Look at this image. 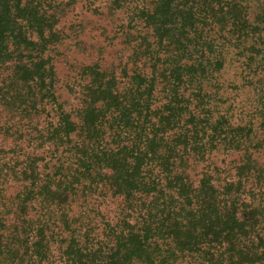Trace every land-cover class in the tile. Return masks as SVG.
<instances>
[{
  "label": "trees",
  "instance_id": "16d2710c",
  "mask_svg": "<svg viewBox=\"0 0 264 264\" xmlns=\"http://www.w3.org/2000/svg\"><path fill=\"white\" fill-rule=\"evenodd\" d=\"M98 1L0 0V264H264V0H106L67 109L60 15Z\"/></svg>",
  "mask_w": 264,
  "mask_h": 264
},
{
  "label": "rangeland",
  "instance_id": "374dc122",
  "mask_svg": "<svg viewBox=\"0 0 264 264\" xmlns=\"http://www.w3.org/2000/svg\"><path fill=\"white\" fill-rule=\"evenodd\" d=\"M96 6L99 8L98 11L91 13L94 11L93 7H90L89 10L86 3L78 2L71 7H64L65 10L60 15L58 27L67 34V37L59 46L55 67L60 101L65 104L67 109L70 106L75 107L80 97L77 94L78 87L76 88V84L73 83L77 79L79 69L92 61H98L96 58L99 47L108 46L109 41H104L105 34L101 35L102 30L108 33L114 29L117 23H123L124 15L122 13H118L112 18L107 15L106 0H99ZM113 22L115 23L113 24ZM111 42V47L106 48L103 54L102 66L111 63L117 64L118 58L124 59V55H127L126 49L121 44V39L111 40ZM106 54L110 55L106 57ZM9 145L10 141H5L0 137V147Z\"/></svg>",
  "mask_w": 264,
  "mask_h": 264
}]
</instances>
